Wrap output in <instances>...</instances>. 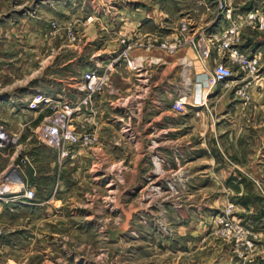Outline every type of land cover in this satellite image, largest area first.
<instances>
[{"label": "rangeland", "instance_id": "374dc122", "mask_svg": "<svg viewBox=\"0 0 264 264\" xmlns=\"http://www.w3.org/2000/svg\"><path fill=\"white\" fill-rule=\"evenodd\" d=\"M261 21L264 0H0V126L20 137L0 149V264H264ZM230 22L260 76L234 68L201 98L217 52L199 50ZM93 68L88 141L63 156L29 106L76 102Z\"/></svg>", "mask_w": 264, "mask_h": 264}, {"label": "built area", "instance_id": "2783aa9c", "mask_svg": "<svg viewBox=\"0 0 264 264\" xmlns=\"http://www.w3.org/2000/svg\"><path fill=\"white\" fill-rule=\"evenodd\" d=\"M230 16H228L229 18ZM253 17H250L246 26L254 24ZM243 25L237 22H230L225 30L219 33L217 36L213 35L205 48H200L199 55L202 59H212V51L217 52V59L214 62V69L210 74L205 76V85L208 88H217L223 85L235 74L234 68H238L240 72L252 75L255 77L260 76L261 67L259 65V59H254L244 55L238 48L240 41V31ZM261 27L264 26V22L261 21ZM187 27L184 26L183 30ZM190 41L195 45L194 39H187L185 42ZM184 43L180 39H176V42L169 47L170 50H176ZM200 44V43H199ZM198 44V45H199ZM168 49L167 44L163 45ZM128 52V51H127ZM127 52L125 54H127ZM124 54V55H125ZM126 56V55H125ZM107 82V76L101 73L98 68H93L84 73L83 82L80 87L81 96L72 102L69 100H55L51 97L39 94L34 98L30 104L29 109L31 111H43L49 109L50 113L44 117L40 126V135L42 141L49 147L63 151V156L68 154V150L65 147L78 146L80 144H86L88 141L87 134L79 135L77 131L76 122L81 115H85L92 106V102L96 99L97 95L104 92L105 84ZM184 102L177 103V110L183 109ZM20 137H12L0 126V149L6 147L18 146ZM25 163V161H23ZM9 176L7 180H9ZM21 194L18 199L24 200V202H32L35 198V190L27 187L26 184L21 182ZM0 199L7 196L8 192L4 188L0 187Z\"/></svg>", "mask_w": 264, "mask_h": 264}, {"label": "crops", "instance_id": "0c3cea01", "mask_svg": "<svg viewBox=\"0 0 264 264\" xmlns=\"http://www.w3.org/2000/svg\"><path fill=\"white\" fill-rule=\"evenodd\" d=\"M225 27L223 26V29H224ZM139 77H142V75H140ZM205 78V74H203V73H196V79H197V81L199 82L200 80H202L203 81V79ZM202 88L200 89V91H199V93H198V96H199V94H200V97L201 98H203L204 96H206L207 94H206V92H205V90H206V88H205V84H204V81L202 82ZM162 86V85H161ZM151 87V86H150ZM156 87H158V85L156 84L155 85V88ZM140 96H137V98H139ZM195 97V99H196V97H197V95L195 94V92L194 91H192V94H191V96L189 97V98H194ZM189 98L188 99H185L184 100V102L185 103H187L188 102V100H189ZM207 101H208V99H207ZM195 102L193 101V103L191 104L190 103V105H193ZM206 104V102H200V103H198V104H196V105H198V106H200V105H205ZM156 105H158L157 104V102L156 101H153L152 102V108H155L156 107ZM260 127V125H258L257 126V128H259Z\"/></svg>", "mask_w": 264, "mask_h": 264}, {"label": "water", "instance_id": "95a60500", "mask_svg": "<svg viewBox=\"0 0 264 264\" xmlns=\"http://www.w3.org/2000/svg\"><path fill=\"white\" fill-rule=\"evenodd\" d=\"M19 174V173H18ZM19 178H20V180H21V182H22V177L19 175Z\"/></svg>", "mask_w": 264, "mask_h": 264}, {"label": "bare ground", "instance_id": "6f19581e", "mask_svg": "<svg viewBox=\"0 0 264 264\" xmlns=\"http://www.w3.org/2000/svg\"><path fill=\"white\" fill-rule=\"evenodd\" d=\"M19 186H21V183L19 184ZM1 191V190H0Z\"/></svg>", "mask_w": 264, "mask_h": 264}]
</instances>
